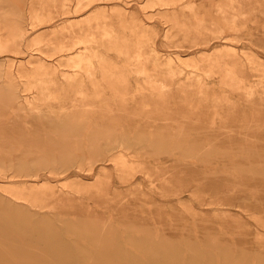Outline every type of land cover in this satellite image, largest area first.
<instances>
[{
  "label": "rangeland",
  "instance_id": "1",
  "mask_svg": "<svg viewBox=\"0 0 264 264\" xmlns=\"http://www.w3.org/2000/svg\"><path fill=\"white\" fill-rule=\"evenodd\" d=\"M0 264H264V0H0Z\"/></svg>",
  "mask_w": 264,
  "mask_h": 264
}]
</instances>
